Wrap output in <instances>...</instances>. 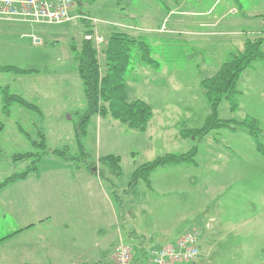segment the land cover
I'll list each match as a JSON object with an SVG mask.
<instances>
[{
  "label": "crops",
  "instance_id": "0c3cea01",
  "mask_svg": "<svg viewBox=\"0 0 264 264\" xmlns=\"http://www.w3.org/2000/svg\"><path fill=\"white\" fill-rule=\"evenodd\" d=\"M154 1L155 3L147 0L149 10L147 12L145 9L143 14H141V7H137L136 5L137 2L139 4L145 3V0H135L134 5L128 2H125L123 5L116 3V7L109 9L108 12L117 15V18L112 22L102 21L96 25H91L90 23L86 25L78 18H72L69 21L54 25L0 19V48L2 45L11 42V40H7L3 36L7 32L17 34L19 37L30 36L32 42L35 44L43 42L47 46L59 45L61 41L52 37L53 34L61 32L50 29L62 24H78L77 20H79L82 25H79L80 27L74 26L75 31L69 35L71 37L70 42L64 48L67 54L73 56L74 59L75 57L70 49V45L73 42L79 44L78 42L89 28L96 30L104 41L114 30L124 31L140 40L138 32H142L143 28L140 27V24L137 25V22L143 24L150 23L153 27L146 29V32L149 31L160 35L166 34V39L172 44L170 46L171 52L165 55H153L154 57L152 58L156 61L154 65L139 63L136 66L135 72L139 74L143 82L147 83L144 86L155 84L156 80H149L147 74L155 77L158 75L157 70L160 68H162L163 74L170 75L174 79L169 81V86H161L160 92L156 91L154 95H150L147 92L135 94L134 100L139 99L147 102L153 110L152 117L146 128L144 130L130 128L113 118L109 113L95 112L91 115L96 117L98 127L105 125V136L111 135L112 130L115 128L136 133L142 143H152L155 146L159 144V147L162 148L161 155L170 153L178 140L181 141L179 144L183 147L182 152L178 153H185L194 146L197 148L195 164L163 165L153 169L149 175V183L143 179L135 182V188L137 189L135 195L132 193L134 189L130 192L127 186L124 189L125 185L120 186V188L117 187L116 180L121 174V160L117 174L110 173L108 176H102V170L105 165L100 163L99 159L101 156L116 155L121 158L119 152L113 148L103 149L102 151L98 149L95 152L94 161L90 164L92 165L90 167L88 164L71 163L50 164L44 168L35 167L34 171L28 172L23 178L6 184L0 190V204L9 205L10 208H7V213L13 217H9L8 214L6 215V231L2 230L0 226V264H102L101 262L105 258V255H107L106 264H110L119 239H122L131 246L134 264H149L152 251L155 248L171 243L176 239L167 238L170 231L165 228H162L159 239L156 234L146 237L145 235L147 234L143 232L146 231L145 229L139 230V233L133 229L125 235L120 230L106 232L104 224H110L109 221H111V213H114V208L109 198V192L106 190L102 179H105V181L112 185L111 192L116 198L119 197L116 192L122 190L124 194L127 191L128 193L130 192L138 206V210L130 211L132 216L138 214L139 211L143 219L154 221H162L166 218L174 219L175 217L177 220L184 219L179 215H173V205L176 204L179 207V204L185 201V188H189L194 179V176L190 172L199 167L197 161L200 152L199 148L210 131L200 139H197L199 142L194 145L192 143L193 139H189L190 136L187 134H180V131L181 129L199 128L201 127L199 124L181 125L180 128H177L172 123V127L170 128L168 113L166 116H157L154 108L156 106L174 107L175 109L179 107H193L194 102L202 98L200 89L197 86H191L186 81L182 83L183 79L180 80L177 76L178 72L175 65L172 64L170 66L168 62H164L169 61V59L172 60L175 55L185 61V59L190 60L193 54H199L202 56V64L200 68L196 64V68H198L199 73L211 76L216 73L220 65L228 59L231 53H237L243 49L246 40L262 37L263 46L264 10H260L258 7H262L264 0ZM156 2L159 4L157 17L154 16L157 7ZM83 4V0H75L74 5L69 11L70 16L74 17L79 13L91 15L88 12L80 10L79 6ZM163 10L166 11L165 15L162 12ZM171 17H174V19L170 20ZM34 26H45L46 28L42 30ZM180 32L182 33L180 34ZM168 33H177L185 37H183L182 41H178L173 36H167ZM4 42L5 44H3ZM181 44L184 47L182 54L179 53ZM210 54L211 58L208 57ZM159 58H161V62L158 61ZM1 59L2 57L0 56V65H13L31 71L18 73L0 70V73L8 72L13 73L15 76L23 77L37 76V73L46 72L45 68H27L2 62ZM257 61L264 63V59ZM148 67L151 69H146ZM256 68H258V62L246 69L238 80L239 105L241 99L245 97L246 90L245 87L243 90L240 88L241 79L245 72L250 70L249 73H251ZM131 70L133 71L134 69ZM261 73L264 75V68ZM23 78L26 80L27 85H20L19 89L10 91L11 86L9 84H2L0 85V90H7L9 93L19 95L35 104L37 109L20 106L28 112L33 110L32 112L36 114L37 119L32 123V129L35 130L36 135H39L38 132L45 134L44 126L48 111H45L44 106L56 108L57 116L60 117L64 106L70 107L68 95L61 90L57 93V91L48 88L46 85L39 84L36 79ZM141 80L135 81L128 78L127 82L130 86L127 87L126 92H128V89L133 91L142 82ZM198 80H196V83ZM262 83L264 84V79ZM175 92L193 93V95L175 96L173 95ZM203 95L206 99L204 91ZM15 104L18 103L12 102L9 105L6 116L11 114L10 108ZM15 107L17 108L18 106L16 105ZM250 114L248 113L247 115ZM250 116L253 115L251 114ZM118 124L122 127H118ZM238 128L242 127L225 129H228L232 133L238 132ZM0 131H2V127H0ZM17 132L25 135L27 138L31 137V132L24 131L19 126ZM59 136L60 134L58 133L56 138H59ZM73 136L76 138L74 126ZM214 142H216L215 138L212 144ZM96 144L98 145V142ZM225 150L229 155L222 152L219 155L229 158L232 152L228 147H225ZM40 160L39 158L38 161ZM131 160L133 161V159ZM147 160H150V158L141 159L137 162L133 161L130 168L131 173L139 165L147 162ZM68 161L65 160V162ZM169 212L170 215L168 214ZM200 236L201 234L199 233V239ZM11 249L15 250H12V255H9L8 251ZM2 253H5L3 256L5 259L2 258ZM195 262L196 259L181 264H195Z\"/></svg>",
  "mask_w": 264,
  "mask_h": 264
},
{
  "label": "rangeland",
  "instance_id": "374dc122",
  "mask_svg": "<svg viewBox=\"0 0 264 264\" xmlns=\"http://www.w3.org/2000/svg\"><path fill=\"white\" fill-rule=\"evenodd\" d=\"M150 1L155 3L154 0ZM125 2L135 4V0H83L84 4L79 8L83 12L90 13L93 18L112 22L117 18V15L108 12V10L114 9L116 3L123 5ZM158 5L157 3L154 12L156 17L159 13ZM136 6L141 7V14L145 9L147 12L149 10L147 0L142 4L137 2ZM258 9L264 10V4ZM162 12L164 15L166 14V11L163 10ZM173 19L174 17L170 18V20ZM98 22L100 23V21ZM77 23L62 24L50 29L61 32L53 34L52 37L61 41L59 45L47 46L43 42L35 44L30 36L19 37L14 33L7 32L3 35L11 42L7 44L4 42L5 45L0 48L2 62L27 68H45V73L23 77L36 79L39 84H44L48 88L57 91V93L60 90L66 92L69 98L70 107L64 106L60 117L57 116L56 108L44 106L45 111H48L44 126L45 150L47 151L40 156L41 160L36 161L34 165L37 168H44L47 165L58 163L91 164L98 149L102 151L103 149L113 148L119 152L121 157V174L116 180L117 187L120 188V186L125 185L124 189L126 186L130 192L134 189L132 193L135 195L137 189L130 171L131 163L145 158L152 160L157 156H161L162 148L159 147V144L155 146L152 143H142L136 133L119 128L112 130L111 135L105 136V125L98 127L96 117L91 114H89L88 120L83 123L84 133L79 141L74 138L73 126L81 123L88 114V104L77 72L76 60L64 50L67 47L66 44L70 42L71 37L69 35L75 31L74 26L82 25L79 20H77ZM139 24L143 28L142 32H138L139 39L149 47L151 57L156 54L165 55L171 52L170 46L172 44L166 39V34L146 32V29L153 26L150 23L137 22V25ZM34 27L42 30L46 28L45 26ZM167 36H173L178 41H182L185 37L177 33H168ZM183 49V44H181L179 53L182 54ZM261 49L264 50V45H261ZM130 54V64L126 72L127 80L129 78L130 80L140 81L139 74L135 72L136 66L141 63L137 48L133 47ZM169 55L171 56V54ZM201 57L199 54H193L190 60L185 59L184 61L175 55L172 60L169 59V61L164 62H168L170 66L175 65L178 72L177 76L180 80L183 79L182 83L186 81L191 86H197L202 95L201 100L197 99L193 107H179L176 109L174 107H154L159 117L169 114L170 128L172 123L177 128H180L181 125L188 126L190 124L202 126L203 119L209 112L210 107L203 95L199 80L210 75L199 73L198 68L202 64ZM208 57L211 58V54ZM158 61L161 62V58ZM256 62H258V68L251 73L248 70L241 79L240 88L243 90L245 87L246 90L238 111L230 113L227 103L222 101L219 106L218 117L243 119L246 113H251L259 123V143L264 149V84L262 83L264 75L261 73L264 63L261 61ZM196 64L199 65L198 68H196ZM157 71L158 75L155 77L147 74L149 80H156L155 84L144 86L147 83L141 80L142 82L133 91L128 89V99L134 100L135 94L142 92L154 95L156 91L160 92L161 86H169V81L173 80L174 77L163 74L162 68ZM23 77L8 72L0 73V85L9 84L11 86L10 91L17 90L20 85H27ZM197 79L199 80L196 83ZM127 80L126 91L127 87L130 86ZM188 94L193 95V93H173L175 96ZM2 97L3 91L0 90V127H2V131H0V182L13 173L25 171L32 165V160L37 158L35 156V158L16 160L15 155L42 151L32 143V141H40L39 135H36L35 130L32 129V123L37 119L36 114L32 112L33 110L28 112L20 105L15 104L10 108L11 114L6 116L2 108ZM238 98H240L239 94ZM18 126L24 131L31 132V137L27 138L25 135L18 133ZM118 127L122 126L118 124ZM58 133L60 136L56 138ZM214 138L216 142L212 144ZM189 139H193L192 143L194 145L199 142L197 135L194 137L191 135ZM96 142H98V145ZM179 143L181 141L178 140L170 153L182 152L183 147ZM225 147L230 148L232 152L229 158L219 155L221 152L228 154ZM54 149L65 151L66 155L73 157V159L65 162L61 155L51 152ZM199 149L200 152L197 158L199 167L190 172L194 179L189 188H185V201L181 202L179 207L176 204L173 205V215H179L184 218L183 220H177L176 217L174 219L166 218L162 221L143 219L139 211L138 214L132 216L130 211L138 210V206L130 192L127 191L126 194L123 193V190L116 192L119 195L116 198L111 192L112 185L102 179L114 208V213H111L110 224H104V230L106 232L120 230L125 235L133 229L137 233L140 232L139 230L145 229L146 231L143 232L147 234L146 237L156 234L159 239L162 228H165L170 231L167 238L174 239L183 232L197 228L201 236L198 242L199 255L195 264H264V156L256 151L252 138L243 128H238V132L232 133L225 128L212 130L205 136V140ZM110 173V167L105 165L102 176H108ZM8 207L10 208L9 205L0 204V226L4 231L7 230L6 215L13 217L7 213ZM168 214L170 215V212ZM12 250L15 249L8 251L9 255H12ZM5 253H2V258H4ZM106 258L107 255L102 259V264H106Z\"/></svg>",
  "mask_w": 264,
  "mask_h": 264
},
{
  "label": "trees",
  "instance_id": "16d2710c",
  "mask_svg": "<svg viewBox=\"0 0 264 264\" xmlns=\"http://www.w3.org/2000/svg\"><path fill=\"white\" fill-rule=\"evenodd\" d=\"M163 2L164 0H157ZM82 20V19H81ZM88 25L89 22L82 20ZM116 26V25H115ZM93 33V28H89L83 34V37L76 44L71 43L70 49L76 60V68L82 82L83 93L88 104V114L81 123L74 125V131L77 140L84 133L83 123L87 121L89 114L100 112L110 114L113 118L126 124L128 127L138 130H144L152 117L151 106L143 100L129 101L126 92V72L129 68L133 47L137 48L139 60L145 65H154L155 59L150 56L149 47L141 40L120 30L112 31L106 40L98 48L93 40L85 39L84 35ZM99 34V33H98ZM100 35V34H99ZM262 37L246 40L243 49L237 53H231L218 68L216 73L200 80L201 88L204 91L209 103V113L204 123L199 128L181 129L180 134L189 136H198L199 139L209 131L220 128L236 129L242 127L252 138L256 151L264 156V149L259 143V123L255 117L246 115L243 119L234 117L220 118L219 106L225 101L230 113L238 111V80L241 74L251 67L257 60L264 59V50L261 49ZM75 44V45H74ZM103 44V45H102ZM0 70L14 71L18 73L30 72L31 70L22 69L13 65H0ZM14 102L21 106L37 109L36 105L27 101L23 97L9 93L3 90V111L8 112L9 105ZM86 119V120H85ZM40 141H32L34 145L42 151L39 153L26 152L15 155V159L31 158L32 165L25 171L13 173L0 182V190L8 183L23 178L35 170V163L39 160L46 149L44 134L38 132ZM62 156L64 160H71L73 157L66 155L65 151L53 150ZM197 148L192 147L185 153H167L139 165L132 173L134 183L143 179L149 183V175L153 169L163 165H174L181 163L195 164ZM85 155V153H83ZM100 163L108 165L111 173L117 174L120 166V158L116 155H105L100 157ZM89 167L92 166L88 164Z\"/></svg>",
  "mask_w": 264,
  "mask_h": 264
},
{
  "label": "built area",
  "instance_id": "2783aa9c",
  "mask_svg": "<svg viewBox=\"0 0 264 264\" xmlns=\"http://www.w3.org/2000/svg\"><path fill=\"white\" fill-rule=\"evenodd\" d=\"M73 5L74 0H0V19L46 25L60 24L72 18L86 20L91 25L102 22L85 13L70 16L69 11ZM84 37L93 40L97 48L102 42V37L94 29L93 33L85 34ZM198 239L199 231L196 228L182 233L173 242L155 248L149 264H181L194 261L199 255ZM110 264H134L131 246L122 239L116 244Z\"/></svg>",
  "mask_w": 264,
  "mask_h": 264
}]
</instances>
